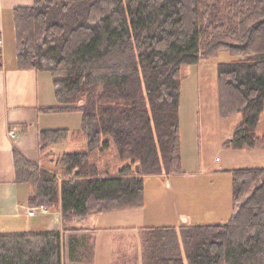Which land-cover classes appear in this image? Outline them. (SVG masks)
I'll return each mask as SVG.
<instances>
[{"label": "trees", "instance_id": "16d2710c", "mask_svg": "<svg viewBox=\"0 0 264 264\" xmlns=\"http://www.w3.org/2000/svg\"><path fill=\"white\" fill-rule=\"evenodd\" d=\"M13 14L18 66L49 72L58 105L46 111H79L82 128L40 132L51 166L16 153L30 206L61 211L63 230L0 233V264H66L63 235L77 219L141 210L146 177L184 173V66L236 57L218 65L220 117L243 115L226 146L264 150V0H34ZM81 136L85 151H53ZM231 173L232 219L144 228V264H264V167ZM88 246L70 236V262Z\"/></svg>", "mask_w": 264, "mask_h": 264}, {"label": "rangeland", "instance_id": "374dc122", "mask_svg": "<svg viewBox=\"0 0 264 264\" xmlns=\"http://www.w3.org/2000/svg\"><path fill=\"white\" fill-rule=\"evenodd\" d=\"M11 41L13 40L9 37L6 40L10 44L7 45V57L10 56L12 49ZM234 59L236 57L232 56L229 51L223 50L209 60L182 68L180 138L184 173L173 176L162 174L145 178L146 226L179 227L185 224L183 223L184 218L188 220L186 224L191 225L228 222L235 215L236 210L232 169L264 167V150H234L226 146L230 145L236 128L243 121V115L236 114L227 119L220 117L218 65ZM231 97L234 96L231 95ZM50 114H54L53 117L56 119L52 127L54 129L67 128L71 132H78L82 128V114L79 111L51 112ZM258 134L264 135V113L258 126ZM86 149L87 143L83 136L76 141H60L54 147L57 155ZM28 156L33 162H38L39 150L32 148ZM40 162L42 166H51V163L44 158ZM27 185L29 188L33 187L31 184ZM118 217L116 214H109L102 216V221L90 220L82 227L102 229L105 225L123 227L125 223L118 220ZM137 224L143 223L138 222ZM119 231L117 227L115 230L103 231L98 237L96 254H87L81 263L70 262L66 252L69 243L64 240L65 263L121 264L120 259L125 254V239L134 234ZM143 234V232L139 234L142 242ZM87 248L90 249V246ZM85 253H89L88 249Z\"/></svg>", "mask_w": 264, "mask_h": 264}, {"label": "crops", "instance_id": "0c3cea01", "mask_svg": "<svg viewBox=\"0 0 264 264\" xmlns=\"http://www.w3.org/2000/svg\"><path fill=\"white\" fill-rule=\"evenodd\" d=\"M33 3L34 0H0V41L2 42L0 47L2 53L0 62V233L63 230L61 211L49 210L48 214L37 212L34 216H29V212L33 209L30 206V198L34 189L16 180V153L33 162L29 159L28 152L35 147L39 150V160L44 158L40 151L39 134L43 130L54 129L52 127L56 119L53 117L54 114H50L51 112L46 109L58 105L51 74L45 71L22 69L17 62L13 11L17 7L31 6ZM8 37L13 40L9 57H7V45L10 44L6 42ZM12 131L15 137L11 136ZM53 151L55 152L54 148ZM39 160L33 163L42 166ZM109 214L119 216L118 220L123 221L124 226L105 225L103 229L82 227L90 220L102 221L101 217ZM144 214L143 208L77 219L73 223V227L78 229L77 232L64 233L63 239L69 243L70 236H74L78 241H90L87 254H96L99 235L103 231L115 230L117 227L120 229L119 232L126 231L134 234L125 239V254L120 259V263L144 264L143 242L140 241L139 234L146 227H157L146 226ZM138 222L143 224L139 225ZM187 222L188 220L184 218L183 223ZM140 227L143 229L141 230ZM63 247L65 250V242ZM66 252L68 253V247Z\"/></svg>", "mask_w": 264, "mask_h": 264}, {"label": "built area", "instance_id": "2783aa9c", "mask_svg": "<svg viewBox=\"0 0 264 264\" xmlns=\"http://www.w3.org/2000/svg\"><path fill=\"white\" fill-rule=\"evenodd\" d=\"M1 45H2V43H1V41H0V47H1ZM11 136L12 137H15V133L12 131L11 132ZM40 211L42 214H48L49 213V211H48V209L46 208V207H44V206H41V207H37V208H34V209H32L30 212H29V216H34L35 214H36V211Z\"/></svg>", "mask_w": 264, "mask_h": 264}, {"label": "water", "instance_id": "95a60500", "mask_svg": "<svg viewBox=\"0 0 264 264\" xmlns=\"http://www.w3.org/2000/svg\"><path fill=\"white\" fill-rule=\"evenodd\" d=\"M137 171H139V167H137Z\"/></svg>", "mask_w": 264, "mask_h": 264}]
</instances>
